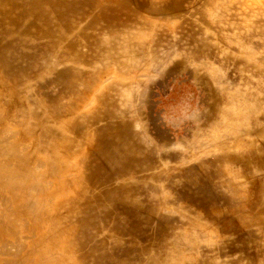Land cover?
Segmentation results:
<instances>
[{"label": "rangeland", "instance_id": "1", "mask_svg": "<svg viewBox=\"0 0 264 264\" xmlns=\"http://www.w3.org/2000/svg\"><path fill=\"white\" fill-rule=\"evenodd\" d=\"M0 264H264V0H0Z\"/></svg>", "mask_w": 264, "mask_h": 264}]
</instances>
